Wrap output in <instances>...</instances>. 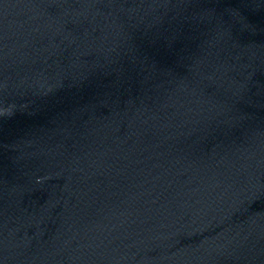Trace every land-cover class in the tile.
<instances>
[{
  "label": "water",
  "instance_id": "obj_1",
  "mask_svg": "<svg viewBox=\"0 0 264 264\" xmlns=\"http://www.w3.org/2000/svg\"><path fill=\"white\" fill-rule=\"evenodd\" d=\"M0 264H264V0H0Z\"/></svg>",
  "mask_w": 264,
  "mask_h": 264
}]
</instances>
